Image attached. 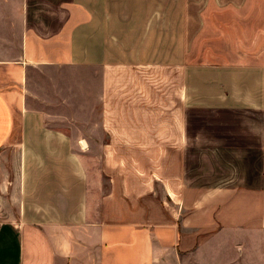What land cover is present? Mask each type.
Wrapping results in <instances>:
<instances>
[{
    "label": "crops",
    "instance_id": "obj_1",
    "mask_svg": "<svg viewBox=\"0 0 264 264\" xmlns=\"http://www.w3.org/2000/svg\"><path fill=\"white\" fill-rule=\"evenodd\" d=\"M212 9L261 15L236 61ZM8 145L0 264H264V0H0Z\"/></svg>",
    "mask_w": 264,
    "mask_h": 264
},
{
    "label": "rangeland",
    "instance_id": "obj_2",
    "mask_svg": "<svg viewBox=\"0 0 264 264\" xmlns=\"http://www.w3.org/2000/svg\"><path fill=\"white\" fill-rule=\"evenodd\" d=\"M206 21L208 26L204 29L193 48L192 57L194 60L236 61L240 52L244 50V45H249L252 42L251 38L258 36L261 30V15H259L257 9L252 11L246 9L242 12L212 9L209 11ZM220 23L236 26L216 27ZM240 45L241 48H239ZM20 163L16 145H8L6 150L0 153V223L13 220L20 211V208H18L20 202L14 203L11 196L16 194L19 198L21 193H18V191L9 192L8 179L10 176L7 172L11 168L16 169L19 167ZM41 199L40 193V197L32 202V207H29L28 210L40 213L42 208L36 205H39ZM21 203H24V201Z\"/></svg>",
    "mask_w": 264,
    "mask_h": 264
}]
</instances>
